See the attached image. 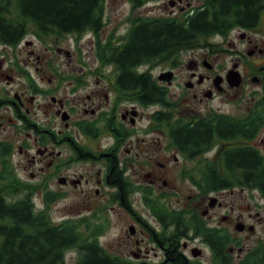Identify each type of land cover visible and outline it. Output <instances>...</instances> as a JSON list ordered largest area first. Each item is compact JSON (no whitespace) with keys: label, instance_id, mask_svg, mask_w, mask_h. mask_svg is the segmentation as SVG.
I'll list each match as a JSON object with an SVG mask.
<instances>
[{"label":"flooded vegetation","instance_id":"obj_1","mask_svg":"<svg viewBox=\"0 0 264 264\" xmlns=\"http://www.w3.org/2000/svg\"><path fill=\"white\" fill-rule=\"evenodd\" d=\"M104 1L95 30L58 34L27 25L20 40L0 42V179L32 192L37 214L57 228L87 220L102 236L114 216L121 228L113 253L122 264H264L262 197L260 207L255 190L219 188L223 147L190 153L171 131L215 124L219 109L210 104L218 95L237 98L247 82L262 84L264 41L248 34L254 29H231L241 31L244 58L228 70L197 53L203 37L129 63L121 54L133 27L183 22L202 4L148 0L169 10L141 19L126 0L128 28L118 34ZM231 70L239 73L235 88ZM261 143L255 147L264 155ZM68 189L81 191L77 201H67ZM60 207L69 217L50 219Z\"/></svg>","mask_w":264,"mask_h":264},{"label":"trees","instance_id":"obj_2","mask_svg":"<svg viewBox=\"0 0 264 264\" xmlns=\"http://www.w3.org/2000/svg\"><path fill=\"white\" fill-rule=\"evenodd\" d=\"M130 1L139 8L148 0ZM197 1L202 6L183 22L161 19L151 27L147 22L133 27L121 55L129 63L164 57L177 48L188 47L198 37L224 35L236 27L255 29L264 12V0ZM102 2L0 0V42L20 40L27 25L58 34L95 30ZM263 130L264 102L242 120L217 116L213 125H179L171 131L176 137L173 140H186L185 150L190 153L201 146L209 148L225 142L216 167L218 187L255 190L264 200V155L249 144ZM32 197V192L18 190L0 179V264H66L67 249L77 255L74 264H122L98 243L99 225L84 220L54 227L49 219L37 214Z\"/></svg>","mask_w":264,"mask_h":264},{"label":"rangeland","instance_id":"obj_3","mask_svg":"<svg viewBox=\"0 0 264 264\" xmlns=\"http://www.w3.org/2000/svg\"><path fill=\"white\" fill-rule=\"evenodd\" d=\"M166 2L167 1L164 0V3ZM194 2L196 3V5L199 4L197 0H194ZM103 5H105L104 13H106V15L110 17V19L112 20V24L114 25L116 22L117 25H121L118 29V34L125 33L128 27L126 26L125 22H123V20L127 17L125 14L129 11V4H127L126 0H105ZM160 6H162L161 1L150 3L145 2L141 7L138 8V10L136 11V15L138 18L141 19H144L146 17L148 18L152 15L154 17H159L162 15L165 16L169 9H165V7L161 8ZM11 12L16 13L15 11ZM118 19H120L119 23H117ZM239 33H241V31L234 30L231 32L229 31L224 35L207 36L201 39L200 44L197 45L196 48H200L199 50H197V53L203 54V50H205L206 54L209 55L210 61L215 60L219 69L226 68V70H228L236 60L244 58L242 57V55L238 54L243 49L242 44L238 42L236 38ZM248 34H250V36H253L255 39L259 40L260 43L264 41V12L261 17V22L259 23L257 28ZM232 43L233 45L235 44V47L231 46ZM251 63L252 61H250L249 57L245 55V64L248 66ZM241 99H245V106L243 107V110L245 109V112H242L238 107ZM262 102H264V82L259 85L247 82V84H245V87H242L237 92V98H226L221 95H218L217 99L211 102L210 105L214 109H219L218 116H224L230 118V120H242L246 116H248L250 112L258 106V104H261ZM261 140H264V130L259 136H257V138L254 139V141L249 142V144L258 147V149L260 150V148L262 147ZM223 146L224 145L222 143H217V151H219V149ZM214 152L215 149L212 154H214ZM78 171L79 173L76 174L74 178H78V176L81 174L79 169ZM72 174H70V176H72ZM67 194L68 202H72L73 200L77 201L78 196H80L81 194V191L68 189ZM252 194L256 196L257 200H259L260 202V207H262L263 202L259 198L260 194L256 191H253ZM33 201L35 203V208L38 210V208L36 207L37 201L35 200V198H33ZM56 211L58 212L56 213ZM59 212H61L62 215H66L65 217H69L67 216V211L60 207L59 209L53 208L50 211V219L56 220V222L59 221ZM72 218V220L76 219L75 217ZM113 220H115V217L111 216L108 224L109 231L101 237H97L98 243L103 247V249H105L106 253L112 257H114L113 250L116 248L115 237L116 234L119 233V230L121 228L120 224L114 226ZM259 232L260 231L258 229V233ZM260 235L264 237V232ZM256 237L257 235L250 238L249 243H253L256 240ZM76 261L77 255L74 250L67 249L65 253L66 264H74Z\"/></svg>","mask_w":264,"mask_h":264},{"label":"water","instance_id":"obj_4","mask_svg":"<svg viewBox=\"0 0 264 264\" xmlns=\"http://www.w3.org/2000/svg\"><path fill=\"white\" fill-rule=\"evenodd\" d=\"M229 78L232 79V81H234V84H233L234 87L239 86L240 78H239V74L236 71H230Z\"/></svg>","mask_w":264,"mask_h":264}]
</instances>
